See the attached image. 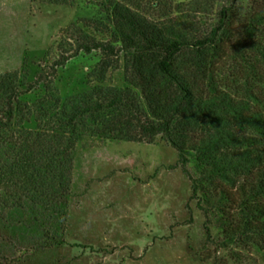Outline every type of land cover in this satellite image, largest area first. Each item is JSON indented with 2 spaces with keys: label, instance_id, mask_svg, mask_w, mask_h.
I'll return each mask as SVG.
<instances>
[{
  "label": "trees",
  "instance_id": "1",
  "mask_svg": "<svg viewBox=\"0 0 264 264\" xmlns=\"http://www.w3.org/2000/svg\"><path fill=\"white\" fill-rule=\"evenodd\" d=\"M217 3L93 0L97 17L64 29L44 63L27 51L0 74V264L66 244L85 137L164 142L207 239L216 228L218 249L264 254V0H230L208 22Z\"/></svg>",
  "mask_w": 264,
  "mask_h": 264
},
{
  "label": "rangeland",
  "instance_id": "2",
  "mask_svg": "<svg viewBox=\"0 0 264 264\" xmlns=\"http://www.w3.org/2000/svg\"><path fill=\"white\" fill-rule=\"evenodd\" d=\"M92 1L63 6L0 0V74L19 70L27 51L44 63L64 29L97 17ZM217 1L208 22L230 0ZM239 1L246 6L250 0ZM96 60H73L70 69L88 71ZM177 163L176 151L164 142L83 138L75 155L66 244L23 255L14 264H264L256 250L218 249L216 228L214 241L207 239L204 214Z\"/></svg>",
  "mask_w": 264,
  "mask_h": 264
},
{
  "label": "clouds",
  "instance_id": "3",
  "mask_svg": "<svg viewBox=\"0 0 264 264\" xmlns=\"http://www.w3.org/2000/svg\"><path fill=\"white\" fill-rule=\"evenodd\" d=\"M237 4H238V6H239V0H237ZM240 14L243 15V11H241ZM244 127H245L246 129H248V128L251 127V125H244Z\"/></svg>",
  "mask_w": 264,
  "mask_h": 264
}]
</instances>
